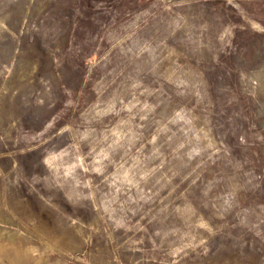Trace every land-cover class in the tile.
<instances>
[{"label": "rangeland", "instance_id": "374dc122", "mask_svg": "<svg viewBox=\"0 0 264 264\" xmlns=\"http://www.w3.org/2000/svg\"><path fill=\"white\" fill-rule=\"evenodd\" d=\"M0 235L264 264V0H0Z\"/></svg>", "mask_w": 264, "mask_h": 264}, {"label": "bare ground", "instance_id": "6f19581e", "mask_svg": "<svg viewBox=\"0 0 264 264\" xmlns=\"http://www.w3.org/2000/svg\"><path fill=\"white\" fill-rule=\"evenodd\" d=\"M14 242V237H4L0 235V261H2V264H11V257L8 254V249ZM24 252L28 257L34 259V262L38 263L40 261L37 250L33 249L31 246L27 247Z\"/></svg>", "mask_w": 264, "mask_h": 264}]
</instances>
